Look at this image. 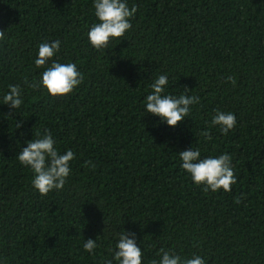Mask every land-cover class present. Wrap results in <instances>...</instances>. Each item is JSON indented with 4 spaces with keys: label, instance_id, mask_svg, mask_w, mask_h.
I'll return each instance as SVG.
<instances>
[{
    "label": "trees",
    "instance_id": "obj_1",
    "mask_svg": "<svg viewBox=\"0 0 264 264\" xmlns=\"http://www.w3.org/2000/svg\"><path fill=\"white\" fill-rule=\"evenodd\" d=\"M127 4L138 9L131 28L96 50L94 0H0V264H118L121 232L135 234L143 264L161 248L205 264H264V0ZM56 40L37 68L38 46ZM53 61L84 77L63 97L30 86ZM162 74L163 94L187 88L199 101L175 128L145 111ZM10 85L21 89L16 110L3 104ZM216 111L236 117L227 134L211 125ZM37 132L75 154L64 187L47 195L17 159ZM190 148L200 159L231 156L230 192L192 181L179 157Z\"/></svg>",
    "mask_w": 264,
    "mask_h": 264
},
{
    "label": "clouds",
    "instance_id": "obj_2",
    "mask_svg": "<svg viewBox=\"0 0 264 264\" xmlns=\"http://www.w3.org/2000/svg\"><path fill=\"white\" fill-rule=\"evenodd\" d=\"M95 16L98 23L91 26L87 36L89 43L96 50L106 49L111 39L121 38L131 28L130 18L137 12V7L129 8L127 0H94ZM6 32L0 30V41L5 39ZM111 38V39H110ZM60 49V41L51 43H41L38 46V57L34 63L37 68L48 65L49 61ZM83 75L78 71L74 63H60L53 61L45 68L41 74L40 84L30 85L33 88L43 87L52 97H63L70 94L77 86L83 82ZM226 82L235 86L234 77H228ZM168 84V76L160 75L151 85V94L146 97L145 111L153 116H157L161 121L175 128L190 113V106L198 103V98L187 95L188 89H184L185 94L178 97L165 95V86ZM21 89L19 85H10L8 92L3 96V104L9 105L12 109H18L22 105ZM211 125L219 126L223 134H227L236 126V117L231 112L216 111L211 120ZM21 125L17 124L16 127ZM37 139L27 142L26 147L18 153L17 159L25 167H29L34 176L32 186L41 194L47 195L52 190H60L66 183V178L70 175V162L74 159L73 151L68 150L60 154L57 150L55 140L51 133L43 136L36 133ZM207 139H211L208 131L201 133ZM199 149L185 150L179 153L182 161V169L190 174L192 181L196 185H204L203 190L216 192L223 190L230 192L232 186L237 183V177L231 164V156L221 154L218 157H207L200 159ZM90 163V162H86ZM95 167V164H92ZM239 203V200H237ZM97 239V238H96ZM84 250L93 253L97 247L96 240L88 239L84 242ZM159 260L153 259L150 264H205V260L200 256H193L182 259L173 251H166L161 248ZM143 252L137 245L134 233L119 234L116 243L114 260L118 264H143ZM106 264H112L111 260Z\"/></svg>",
    "mask_w": 264,
    "mask_h": 264
}]
</instances>
